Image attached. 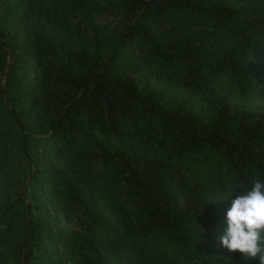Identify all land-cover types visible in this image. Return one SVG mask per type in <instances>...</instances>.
I'll return each instance as SVG.
<instances>
[{
	"label": "trees",
	"instance_id": "1",
	"mask_svg": "<svg viewBox=\"0 0 264 264\" xmlns=\"http://www.w3.org/2000/svg\"><path fill=\"white\" fill-rule=\"evenodd\" d=\"M250 94L264 0H0V264H243Z\"/></svg>",
	"mask_w": 264,
	"mask_h": 264
},
{
	"label": "clouds",
	"instance_id": "2",
	"mask_svg": "<svg viewBox=\"0 0 264 264\" xmlns=\"http://www.w3.org/2000/svg\"><path fill=\"white\" fill-rule=\"evenodd\" d=\"M224 219L220 245L238 252L243 264H264V179L253 177L250 188L233 194Z\"/></svg>",
	"mask_w": 264,
	"mask_h": 264
},
{
	"label": "rangeland",
	"instance_id": "3",
	"mask_svg": "<svg viewBox=\"0 0 264 264\" xmlns=\"http://www.w3.org/2000/svg\"><path fill=\"white\" fill-rule=\"evenodd\" d=\"M246 108L264 114V101L259 100L255 95L246 96Z\"/></svg>",
	"mask_w": 264,
	"mask_h": 264
}]
</instances>
